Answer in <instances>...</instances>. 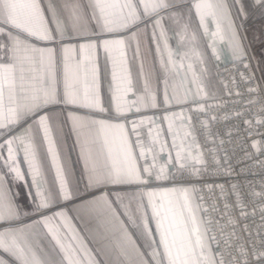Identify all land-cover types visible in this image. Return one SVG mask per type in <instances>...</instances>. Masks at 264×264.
Listing matches in <instances>:
<instances>
[{
  "label": "snow or ice",
  "instance_id": "snow-or-ice-1",
  "mask_svg": "<svg viewBox=\"0 0 264 264\" xmlns=\"http://www.w3.org/2000/svg\"><path fill=\"white\" fill-rule=\"evenodd\" d=\"M256 14L264 0H0V264H264V203L249 210L224 149L243 131L259 135L244 159L264 156L252 131L264 104L247 114L264 93V41L250 56L240 34ZM220 45L256 69L240 72L253 98L216 116ZM248 187L264 201V182Z\"/></svg>",
  "mask_w": 264,
  "mask_h": 264
},
{
  "label": "built area",
  "instance_id": "built-area-1",
  "mask_svg": "<svg viewBox=\"0 0 264 264\" xmlns=\"http://www.w3.org/2000/svg\"><path fill=\"white\" fill-rule=\"evenodd\" d=\"M254 70L255 68L252 62L250 69H244L239 62H234V61L224 65L220 69L218 76L222 81L224 88V95L221 97V100L227 101L228 103L223 108L213 109L211 113L212 115L221 116L226 112H231L233 109L243 108L244 102L253 98L252 95H249L247 93L246 85L241 81L240 72H243L245 76H250L253 74ZM255 75L257 78H259L256 71H255ZM233 79H235V81L237 82L235 86L232 83ZM225 84L227 85L226 88H225ZM234 87H239L241 93L243 94L242 97H237L235 94L228 95L229 92L234 91ZM237 99L241 100L240 104L232 103V101H235ZM257 99H258V103H256L255 105H249L248 113H247L249 117H251L252 114L259 113V109L261 105L264 104V93L259 94L257 96ZM259 114L264 115V113H259ZM193 119H196V117L193 116ZM236 123H239V121H235V120L225 121L223 125L214 124L212 130L213 132L220 131L221 134H223L226 128L232 127ZM253 123H255L254 119H253ZM252 131L254 133H264V126H261L259 128H253ZM253 139H259V135L245 136L243 131H240L234 133L232 144H225L224 146L225 150H231V149L235 150L234 153L229 151V154L231 156V164L234 168L233 179L235 180V182L241 185V191L244 193L245 203L248 205L249 210H251L254 206H258L264 203V201L256 200L254 205L253 203L250 202L251 197L248 195L249 182H251V184L254 185L253 190L257 192L261 191V182H264V169H262L258 165V161L264 160V156H255L253 159H244L245 152L252 151L247 145L250 144ZM242 140H247V144L241 143ZM201 143H203L202 138H201ZM187 182H188L187 179L185 180L177 179L173 181V183H187ZM197 183H203V181H197ZM204 195L207 196L208 194L205 192ZM255 219L257 221L259 220L258 214L255 217ZM248 222L251 223V220H249ZM210 235L219 236V233L214 230L210 233Z\"/></svg>",
  "mask_w": 264,
  "mask_h": 264
},
{
  "label": "crops",
  "instance_id": "crops-1",
  "mask_svg": "<svg viewBox=\"0 0 264 264\" xmlns=\"http://www.w3.org/2000/svg\"><path fill=\"white\" fill-rule=\"evenodd\" d=\"M237 23H239V21H237ZM165 26L166 27H170L175 29V25L171 24V22L169 21H165ZM209 26L210 28L212 27L211 23L209 22ZM241 36H246L247 39L244 41L245 45H247L249 47V55L250 56H256L258 57L260 54V50H261V43L262 41H264V19H262L259 14L256 15H250L249 18L247 20H244L243 22V29L241 30ZM142 39H144L142 37ZM170 43L172 44V46L175 47L176 44V40L175 38H173ZM220 47L224 48V54L221 58V60L215 62V66L210 65V69H211V81L209 83V88L212 91H215L218 97H222L224 95V88H223V84L222 81L220 80L218 73L220 71V69L234 61L233 57L231 56L230 52L227 50L226 46L224 45H220ZM142 53L144 55H148V47L145 44L142 49H141ZM102 57V54H101ZM103 61L101 59V65H102ZM252 64L254 65V68L256 69V61L253 60ZM258 77L260 76V72L256 71ZM158 112L159 115H163V109H157L155 110ZM147 114H151V112L147 113ZM65 132L67 133L68 130L65 129ZM66 156L68 158V163H69V167L73 173V180H79L80 176H81V164L78 160V155L77 152L73 149L72 147V140L69 137L68 141H67V152H66ZM6 172V169H5ZM8 186L10 187L11 191L13 194H15V192L19 191L20 192V201L24 202L25 199V188L23 184H13L12 180L10 177H8ZM73 223L76 225L78 231L80 232L81 236L84 237L85 243H87V245L89 246V248L95 250L97 245L93 242V240L91 238H89V232L86 230L85 224L81 222V220L78 219H74ZM88 227H92V225H88ZM5 255V259H10L9 257H7L6 254Z\"/></svg>",
  "mask_w": 264,
  "mask_h": 264
}]
</instances>
